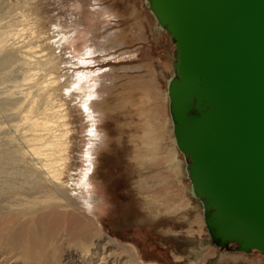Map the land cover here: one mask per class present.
I'll return each instance as SVG.
<instances>
[{
    "label": "rangeland",
    "instance_id": "374dc122",
    "mask_svg": "<svg viewBox=\"0 0 264 264\" xmlns=\"http://www.w3.org/2000/svg\"><path fill=\"white\" fill-rule=\"evenodd\" d=\"M137 17L146 41L104 55L107 34L136 32ZM151 18L145 0H0V264H99L104 250L115 247L121 258L112 264H264L255 251L216 246L204 223L196 232L203 210L179 151L180 182L191 205L160 212L139 194L141 177L156 171L132 159L136 117L114 108L122 80L108 75L110 68L153 59L160 102L166 103L174 47ZM93 98L98 104L92 112ZM25 115L56 122L52 133L64 144L57 180L23 142ZM166 126L175 147L172 125ZM52 209L60 218L49 217Z\"/></svg>",
    "mask_w": 264,
    "mask_h": 264
},
{
    "label": "water",
    "instance_id": "95a60500",
    "mask_svg": "<svg viewBox=\"0 0 264 264\" xmlns=\"http://www.w3.org/2000/svg\"><path fill=\"white\" fill-rule=\"evenodd\" d=\"M173 43V136L218 247L264 256V0H147Z\"/></svg>",
    "mask_w": 264,
    "mask_h": 264
},
{
    "label": "bare ground",
    "instance_id": "6f19581e",
    "mask_svg": "<svg viewBox=\"0 0 264 264\" xmlns=\"http://www.w3.org/2000/svg\"><path fill=\"white\" fill-rule=\"evenodd\" d=\"M102 1L103 0H94L95 3ZM145 6L148 9L149 13L153 15L152 17L156 21V17L148 7L147 0H145ZM140 16H141L140 18L141 20H145V16L142 13H140ZM138 17L135 21V24L137 26L136 32H133L131 30L130 35L127 33H126L127 35H125V32L121 30V32H117V33L110 32L109 35L107 34L108 36L107 40L109 43L107 46L106 44H104V47L106 46L104 55L108 52H112L116 50V48L118 47L130 44L132 42L146 41L145 38L146 33H143V31L146 30V27L143 25V23L140 21ZM154 19L151 18L152 22L155 23ZM152 22H148L150 27H154V24ZM159 28L165 33H167L164 30V28L161 27ZM160 34L161 33L156 32V35H160ZM102 53L103 51L101 52V54ZM24 54L25 56H30V57L33 56L29 51L24 52ZM152 60L153 59L149 61L150 63L148 62L146 64H141L139 66H131V67L121 66L119 68H110L109 69L110 75L108 76L112 75L116 80H120V79L122 80L121 84L118 87V90L120 92L118 94L119 96L116 99L117 102L115 103L114 108L124 111V113H126V116L128 114L129 117L131 116L136 117V122L135 124H133L136 127V128L134 127L136 131L130 141V143H134L133 146L134 152L132 155V159L134 160V162H138L142 167V169L154 168L156 171V173L153 176L141 177L137 185L139 194L143 196L144 198L143 201L145 205L152 206L153 208H156L160 212L173 213V212H179L181 210H185L188 206L191 205V202L186 194L187 193L186 187L180 182V176L183 168L180 161H178L177 159L178 148L176 146V143H175V147L174 146L171 147L170 143L168 142L170 139L168 133L169 127H167L166 124L171 123V125L173 126L174 121L171 117L170 118L168 117L167 94L165 97L166 103L162 104L163 103L162 100L160 102L161 91L159 90V82L157 76L154 74V71L151 68V66H153ZM132 72H135L136 74L132 75ZM123 77L124 79H122ZM174 78H175V70L173 69V76L167 81V84L170 83V81H172ZM38 88L39 90H43V87H38ZM103 97H104L103 95L100 96V98ZM94 100L95 101H93V103L89 106L90 111L92 112L96 109V106L98 104L96 101L97 99ZM22 120H25L27 122L26 124L28 125L26 129L27 131H29L28 134L24 133L23 142L25 143L29 151L32 153V155L40 159L41 170H43V172H46V174L51 179L49 177L48 178L50 180L53 179L57 180L59 174H58V170H56V167L61 161L60 154L63 151L64 144L62 142L60 134L56 135L52 133L53 128H55L56 122L46 121L43 123H38L37 121L30 119L27 115L23 116ZM95 129H97V127ZM98 131L99 130H97V132ZM180 154L184 158L185 171L187 175V164L189 161L181 152ZM172 188L177 189L178 193L175 192L176 190L174 191V193H176L177 196H173L171 194ZM191 191L193 196L197 199V197L193 192L192 185H191ZM90 203L92 204L91 198H90ZM91 204L90 207L92 208ZM49 208H54V207L52 206ZM202 210H203L202 213L204 219L203 207ZM50 212L51 213L49 214V217L56 216V218H60L59 217L60 215H55L57 211H54L52 209ZM195 223L198 225L197 226L198 230L196 232L198 233L203 232L201 226L204 223V220H202L201 217L198 216ZM192 230H194V228L190 227L188 232L192 233ZM109 240L110 243H112L113 240L111 239ZM115 248H116L115 251L105 252L104 250V253L100 257L99 264H112L115 262L116 259H118L119 257L121 258L120 256L121 253L119 254L117 247ZM123 264H130V263L124 261ZM251 264H262V262L260 260H255V261L252 260Z\"/></svg>",
    "mask_w": 264,
    "mask_h": 264
},
{
    "label": "flooded vegetation",
    "instance_id": "af4514ba",
    "mask_svg": "<svg viewBox=\"0 0 264 264\" xmlns=\"http://www.w3.org/2000/svg\"><path fill=\"white\" fill-rule=\"evenodd\" d=\"M152 15V14H151ZM153 16V15H152ZM154 21H155V19H154ZM155 23H156V21H155ZM158 26V25H157ZM158 29H159V27H158ZM166 87H167V82H166ZM171 120V119H170ZM174 137V136H173ZM175 139V138H174ZM176 143V142H175ZM178 151H179V149H178ZM180 152V151H179ZM185 164V163H184ZM186 172V171H185ZM189 180V179H188Z\"/></svg>",
    "mask_w": 264,
    "mask_h": 264
}]
</instances>
